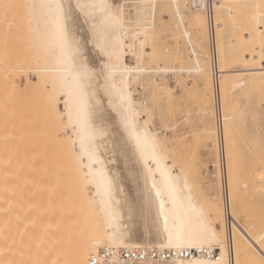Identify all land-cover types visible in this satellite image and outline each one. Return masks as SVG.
<instances>
[{"label": "bare ground", "instance_id": "obj_1", "mask_svg": "<svg viewBox=\"0 0 264 264\" xmlns=\"http://www.w3.org/2000/svg\"><path fill=\"white\" fill-rule=\"evenodd\" d=\"M18 2L15 0L17 6ZM43 2L46 0H22L19 3L21 7L16 8L20 9L18 12L21 11L20 17L24 16L17 24L20 27L23 24V29L28 32L27 44L30 48L26 58L31 63L30 70L36 72L34 79L25 82V87L36 88L44 96L50 117H48L50 133L54 129V134L51 133L54 140L53 138L51 140L54 141L53 148L56 151L53 152L52 175L49 180L45 179L41 164L30 167L22 165L24 171L17 175L9 188L4 186L0 173V264H87L89 256L97 253L102 247L196 248L188 247L186 244L183 246L168 244V235L163 231V221L162 219L158 221L159 201L156 200L155 191L151 188L152 180L147 182L145 180L144 164L136 142L130 138L128 130L121 123L120 115L111 109L108 110L107 119L103 124L99 120L93 122L98 129L93 149L99 160V163L94 164V170H103L112 182L110 211L115 213V219H112L105 210L103 201L106 197L97 191L96 185L85 184L83 172L80 170L81 160L77 155L79 144L77 143L74 151L71 139L64 129V125L67 124L65 101L73 106L77 103V96L67 93L70 88L74 89L73 73H78L81 67L86 68L88 72L87 78L83 81V91L84 103L89 109H93L101 97L107 107L109 99H115L114 96H109V92L125 89L131 94L133 123L137 125V131L143 133L146 129L150 134L156 135L162 145L167 156L162 163L171 170V176L177 178L174 180L175 200L167 193L163 197L169 211L170 227L175 216L178 222L188 221L193 229L198 227V221L201 219L211 223L217 232H221L222 229L224 259L229 264H243L236 251L234 240L236 233L245 239L248 247L254 249L257 255L264 254V248L257 239L232 213L229 185L228 200L224 199L223 194L222 204L210 203L208 196L203 195L198 187L199 181L188 175L187 167L174 160V154L169 150L170 134L164 130L168 128L173 130L174 122L156 124L154 112L149 109L147 98L144 96L140 99L135 96L138 87L150 88L157 84V80L164 88L171 89L168 81L163 79L167 75L177 80V76L180 75L202 77L207 72V74L212 72L213 75L211 73L210 75L214 76V83L220 79L222 69L217 55L218 39L216 41V30L214 29L215 32L211 34L208 20L206 21V0H52L64 6L67 13L68 39L74 46L79 47V55L73 65L65 62L62 50L54 37L52 19L47 13L41 16L39 9L34 16L32 10L27 7ZM78 3L89 6L104 4L108 9L101 11L99 8L93 10L88 7L81 11L76 7ZM15 4H12L11 8L14 9ZM221 6L222 0H213L215 25ZM159 7L164 10L166 8L168 15H175L178 22H173V26L174 28L180 26L182 37L188 41L184 46L190 51L192 60L190 64L187 60L178 65L164 63L159 66L152 65L153 45L159 41V31H156L159 25L157 18ZM184 9L191 13L187 17L188 22L183 21ZM13 15L14 18L17 17L14 13ZM186 24L187 26L192 24L190 27L194 29L197 26L203 33L205 31L210 45L207 53H202L193 45L191 32ZM147 46L150 47L148 51ZM127 57H131L133 61L128 63ZM204 59L209 66L203 65ZM5 65L7 66V63ZM5 73L7 72H3L5 81H12ZM252 74L264 77V65L236 68L228 84L230 93L249 89ZM218 85L220 90L215 88L217 90L215 108L207 110L215 116L214 131L219 141V127L224 140L232 125L234 129L238 127L235 120L239 116V111L237 112L235 101L226 108L221 98L220 82H217V87ZM141 92L143 93L142 90ZM243 94L247 96L250 92L246 91ZM248 103L251 104L246 102L247 105ZM60 113H65L63 120L60 119ZM200 128L205 127L201 125ZM202 147L204 150L210 148L209 145ZM21 152L23 155V150ZM82 163L85 166L88 164L87 156L83 158ZM149 166L156 168L155 163ZM28 168L32 169L30 173L26 171ZM84 171H87V167ZM152 179L158 185H163L164 177L159 172H156ZM262 204L264 212V198ZM201 213L202 216L199 215ZM219 224L223 227L220 228ZM202 247L209 246L205 244ZM210 248H216L220 258L221 246L215 244ZM194 259L216 260L191 257L158 260L154 264H190Z\"/></svg>", "mask_w": 264, "mask_h": 264}, {"label": "rangeland", "instance_id": "obj_2", "mask_svg": "<svg viewBox=\"0 0 264 264\" xmlns=\"http://www.w3.org/2000/svg\"><path fill=\"white\" fill-rule=\"evenodd\" d=\"M12 4H15V0H0V173L6 188L24 171L22 165L30 167L41 164L45 179H51L53 152L56 151L53 148L54 141L51 140L54 129L51 128L53 130L50 133L49 113L44 96L36 88L25 87V82L34 79L36 72L30 70L31 63L26 58L30 48L27 44L28 32L23 29V24L22 28L17 24L24 15L20 17V9L16 8V4L14 9L11 8ZM161 8H157L159 25L156 31H159L160 37L156 33L159 41L153 45L152 65H178L187 60L190 64V51L184 46L188 41L182 37L180 26H173V22H178L175 15H168L166 8L167 12ZM183 11V21L188 22L187 17L191 13L187 9ZM192 24L186 26L191 32L193 45L202 53H207L210 45L205 31L201 32L196 25V29L190 27ZM215 26L216 41L218 39L216 45L219 46L217 55L222 69L220 81L214 83V76L210 71L212 75L207 74L208 72L202 77L180 75L177 80L167 75L163 79L168 81L171 89L164 88L157 80V84L145 88L147 90L138 87L135 96L140 99L144 96L147 98L156 124L174 122L173 125L170 124L175 126L173 130H164L170 134L169 150L174 154V160L187 167L188 175L199 181L198 187L203 195L208 196L210 203L222 204L223 186L220 166L217 163L219 141L214 131L216 122L213 113L207 110L215 108V94L220 90L217 82H220L221 98L226 108L235 101L237 112L239 111L237 121L235 120L238 127L234 129L233 125L229 124L231 129L224 140L229 203L240 224L247 227L256 238L264 234V77L258 74L250 75L249 89L245 88L234 94L230 93L228 84L236 68L264 65V0H222ZM146 50H150V47L147 46ZM130 58L127 57L128 63L133 61ZM204 61L206 59L202 60L203 65L209 66V63ZM10 68L12 70H9ZM4 71L12 81H5ZM246 91L250 92L247 96L243 94ZM246 102L251 104L247 105ZM201 125L205 128L201 129ZM203 145H209L210 148L204 150ZM26 171L30 173L32 169L28 168ZM204 182L206 185H203ZM212 195L215 197L212 198ZM219 227L222 228L223 225L219 224ZM234 240L243 264H260L261 256L248 247L240 234L236 233Z\"/></svg>", "mask_w": 264, "mask_h": 264}, {"label": "snow or ice", "instance_id": "obj_3", "mask_svg": "<svg viewBox=\"0 0 264 264\" xmlns=\"http://www.w3.org/2000/svg\"><path fill=\"white\" fill-rule=\"evenodd\" d=\"M32 10V14L36 15V10H40V15L47 16L54 22V37L59 47L62 50L65 62L73 65L79 55V47L74 46L73 42L68 39V29L66 26L67 13L65 8L60 3H54L52 0L39 4L27 5ZM76 7L81 11H85L88 7L93 10L99 8L101 11H107L108 6L104 4L83 5L77 4ZM117 59L119 57L117 56ZM127 71V70H126ZM87 69L81 67L78 73H73L74 89L70 88L68 95H76L77 103L73 106L65 101L67 124L64 125L66 134L69 135L73 150L75 151L77 143L79 144L78 158L81 160L80 170L83 172V179L85 184H95L97 191L101 192L106 199L103 201L104 208L112 219H115V213L111 212L112 200V182L103 172V170H94V164L99 163L96 153L93 149V144L96 139L98 129L94 126V121L99 120L101 124L107 119V112L109 109L117 112L120 115V120L126 130L129 132L130 138L134 139L138 151L140 152L145 169V180H152L151 188L155 191V198L159 201L158 221H163V231L168 235V244L177 246L187 245L188 247L200 248L205 244L212 247L215 244L221 246V256L215 261H204L194 259L190 264H229L224 259V247L221 239V232H217L216 228L211 223L203 219L198 221V227L193 229L188 221H177L173 216L172 226L169 225V211L166 209L165 200L163 199L167 193L173 200H175V184L171 176V170L165 167L162 163L167 158L163 151V147L158 141L156 135L150 134L146 129L143 133L137 131V125L133 123L134 117L132 115V100L131 94L125 89H115L109 92V96H114L115 99H109L108 106L105 107L103 97L97 100L93 109H89L84 103L85 93L83 91V81L87 78ZM118 101V102H117ZM65 113H60V119L63 120ZM101 134H103L101 132ZM87 156L88 164L85 166L82 161ZM156 164L153 169L149 165ZM87 167V171L84 168ZM156 172H159L164 177L163 185H158L152 179ZM185 184L187 181L185 180ZM202 216V213L199 214ZM236 231V227H233ZM257 241L264 248V234L256 237ZM88 264H101L100 260L89 259ZM260 264H264V254L261 255Z\"/></svg>", "mask_w": 264, "mask_h": 264}, {"label": "built area", "instance_id": "obj_4", "mask_svg": "<svg viewBox=\"0 0 264 264\" xmlns=\"http://www.w3.org/2000/svg\"><path fill=\"white\" fill-rule=\"evenodd\" d=\"M205 12L210 28V33L214 32V7L213 0H206ZM219 161L220 174L222 179L224 199L228 200V181H227V162L224 146V138L222 130L219 127ZM211 166V171H213ZM191 257H204L210 259L218 258V250L216 248L201 247L190 249H166L157 246H142L133 248H116L102 247L97 253L89 256V259L95 261L100 260L101 264H154L158 260L180 259Z\"/></svg>", "mask_w": 264, "mask_h": 264}]
</instances>
